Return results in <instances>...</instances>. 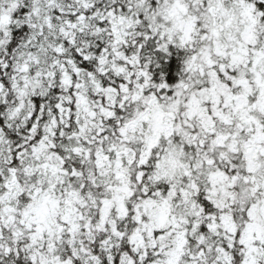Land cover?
<instances>
[{
	"label": "snow or ice",
	"instance_id": "obj_1",
	"mask_svg": "<svg viewBox=\"0 0 264 264\" xmlns=\"http://www.w3.org/2000/svg\"><path fill=\"white\" fill-rule=\"evenodd\" d=\"M0 264H264V0H0Z\"/></svg>",
	"mask_w": 264,
	"mask_h": 264
},
{
	"label": "trees",
	"instance_id": "obj_2",
	"mask_svg": "<svg viewBox=\"0 0 264 264\" xmlns=\"http://www.w3.org/2000/svg\"><path fill=\"white\" fill-rule=\"evenodd\" d=\"M162 67L167 74V79L172 81L176 80L182 67L179 55L174 52L172 56L164 59L162 61Z\"/></svg>",
	"mask_w": 264,
	"mask_h": 264
}]
</instances>
